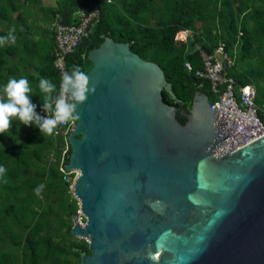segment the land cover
<instances>
[{
  "label": "water",
  "instance_id": "1",
  "mask_svg": "<svg viewBox=\"0 0 264 264\" xmlns=\"http://www.w3.org/2000/svg\"><path fill=\"white\" fill-rule=\"evenodd\" d=\"M89 93L66 169L86 217L81 264H264V135L197 93L182 125L162 68L106 37L88 54Z\"/></svg>",
  "mask_w": 264,
  "mask_h": 264
},
{
  "label": "trees",
  "instance_id": "2",
  "mask_svg": "<svg viewBox=\"0 0 264 264\" xmlns=\"http://www.w3.org/2000/svg\"><path fill=\"white\" fill-rule=\"evenodd\" d=\"M21 0H0V20H7L9 7L16 11L21 6ZM28 1V0H27ZM82 0H57V9L54 10L55 21L69 25L73 13L82 6ZM87 3L95 2L101 5V19L96 25L94 33L81 42L76 52L68 57V69L71 72L74 66H79L86 73L92 67L88 60L89 52L99 47L106 37L112 38L115 42L129 43L133 52L143 59L158 64L165 75L167 82L172 87V93L163 91V100L167 105L176 109L177 120L186 124L190 115L197 93L206 95L210 101L216 97L211 91L209 81L196 76V71L202 68V60L198 52H190L193 43L186 44L176 40V34L185 29L197 30L205 38L196 36V41L202 44L207 52H212L219 42L226 45L227 52L235 59V67L229 71L237 84L241 86L254 84L258 90L257 103L262 105V93L264 90L258 86L254 77L256 71L248 69V75L236 74L235 47L238 45V35L241 34L242 48L240 58L250 59L256 52L254 41L259 37L264 38V6L254 8L252 13L239 24L238 16L248 13L252 0H160L163 8H155L156 0H116L111 1L110 8L104 5V0H85ZM20 2V4H19ZM38 2V0H36ZM30 4V2L28 3ZM43 17H46L47 10L54 8H40ZM148 11H159L163 19L158 23L160 30L148 25ZM30 12L31 9H27ZM14 22V36L19 27L23 28V36L27 38L23 45L6 43L0 45V96H3V86L10 78H27L32 92L30 95L32 103L36 105L39 114L43 109L45 94L38 87L41 78L50 79L56 84L58 93L60 76L54 68L55 39L51 32L54 46L51 52L41 51V61L35 73L27 70L31 67V55L41 47V38L33 37L31 26L23 18L22 13L16 15ZM200 17L205 22H212L211 25L198 26L196 19ZM170 19L168 25H163L165 19ZM248 20L254 21L250 29L247 26ZM35 23V22H34ZM52 28V26H50ZM13 30V29H12ZM10 30H0V37H6ZM51 31V30H50ZM49 31V32H50ZM227 34L224 37V34ZM181 44L183 50H179L174 44ZM8 44V45H7ZM36 50V51H35ZM27 54V56L24 54ZM38 52V51H37ZM20 57L15 64H10L11 59ZM37 57V54L36 56ZM35 63V62H34ZM190 63L192 70L189 71L185 64ZM25 67V68H21ZM259 80V78H257ZM56 93H53L55 95ZM6 98V97H5ZM40 115V114H39ZM63 143L61 137L56 140L50 134H42L35 124L24 125L18 118L12 119L11 128L0 134V167L5 168V173L0 174V213L6 208L5 201L17 199L21 191L30 192L41 186L47 179L57 180L59 185L69 188L63 182L57 162H50V167L42 165L46 157L54 155L58 161L60 147ZM71 147L66 163L69 162ZM33 169V173L32 172ZM50 186H54L51 183ZM14 213L7 214L11 220L17 221L25 215L23 205H16L12 209ZM75 210L72 209L71 214ZM6 215L0 216V224L6 221ZM23 232H18L12 227L0 230V244L7 237L13 245L21 250L22 264H53L54 253H68L81 263L83 253L90 254L89 244L84 239H76L64 250L63 244L55 242L54 239L44 231L47 228V221L37 220L34 216L29 222L21 224ZM2 233L5 236H2ZM70 238H73L69 231ZM0 264H16L12 253L3 252L0 246Z\"/></svg>",
  "mask_w": 264,
  "mask_h": 264
},
{
  "label": "built area",
  "instance_id": "3",
  "mask_svg": "<svg viewBox=\"0 0 264 264\" xmlns=\"http://www.w3.org/2000/svg\"><path fill=\"white\" fill-rule=\"evenodd\" d=\"M110 1V0H109ZM82 6L79 7L72 15V21L69 25H63L54 21L51 32L54 34V68L61 78L63 72H69L68 57L76 52L81 42L88 39L96 28L101 19V5L99 3H87L82 0ZM196 36H204L192 29L181 30L176 34V40L183 41L186 44L193 43L189 49L190 52L200 55L202 68L196 71V76L209 81L211 91L216 97L215 101H210V106H218L217 110L220 115L224 112V117L237 124L235 132L239 134L248 125L255 126L260 124L263 132L258 136L250 138L253 141L264 135V103H257L258 90L254 84L241 86L237 84L234 77L230 76L229 71L235 67V59L226 50V45L219 42L218 46L212 52H207L202 48V44L196 41ZM186 68L191 71L190 63L185 64ZM42 117H47L48 113L40 110ZM51 115V113H49ZM77 120H70L58 124L53 133L50 134L55 140L61 137L63 143L60 147L58 161L51 154V160L57 162L58 169L61 173L63 182L67 183L74 193V184L80 175L78 170H67L65 165L69 156L70 144L68 136L76 128ZM76 198V196H75ZM83 218H86L83 215ZM83 223V222H82Z\"/></svg>",
  "mask_w": 264,
  "mask_h": 264
},
{
  "label": "rangeland",
  "instance_id": "4",
  "mask_svg": "<svg viewBox=\"0 0 264 264\" xmlns=\"http://www.w3.org/2000/svg\"><path fill=\"white\" fill-rule=\"evenodd\" d=\"M113 3L116 2V0H112ZM104 5L108 8H110V5L112 4L109 0H104ZM56 0H40L38 3H31L27 6L26 3H22L21 6H24V10L22 12L23 18L27 21H29L34 26V22H38L37 20L40 19V17L43 15L41 11V7L45 8H54L50 11L47 10V14L45 15L46 18L49 19L47 25H52L55 21V14L54 10L57 9ZM155 8H163V3L160 0H156ZM264 6V0H252L251 1V7L248 10V13L241 14L238 16L239 24H241L250 13H252L254 8H260ZM30 7L32 11V15L29 16V13L26 12V10ZM148 25L160 30V27L158 26V23L161 22V20L164 18L163 15L159 12H152L148 11L146 15ZM47 19V20H48ZM43 22H47L46 19ZM170 22V19L166 18L163 25H168ZM213 22V21H212ZM212 22H205L203 19H200L198 17L196 19V25L198 26H206L211 25ZM254 21L248 20L247 26L252 29L254 26ZM43 26V25H41ZM46 26V25H44ZM48 27L46 26L44 30H48ZM226 33L224 34V37H226ZM238 45L235 47V56H236V74L238 75H248V69L253 68L256 71V74L254 77V81L260 86L261 89L264 90V38H258L254 41V46L256 47V52L250 57V59L243 60L240 58L241 55V48H242V38L241 34L238 35ZM20 39H24L23 37L19 36ZM50 37H47L46 35L41 37V51H47L50 47ZM175 47L179 50H183V46L181 44H174ZM43 59V58H42ZM16 61H13L11 59L10 64H15ZM259 78V80H257ZM262 99L264 101V93H262ZM50 162H54V160H51V156L46 157L45 163L42 165L50 167ZM33 173V169L32 172ZM51 183H54V186H50ZM41 185H43V188L39 195H35L34 191L25 192L21 191L17 197V199H11L6 200L5 205L6 208L4 211L0 213V216L6 215V221H4L2 224H0V230L6 229L7 227H12L13 229L17 230L18 232H23V227L21 226L24 222H29L34 216L37 220H44L47 221V228L44 231V234L52 237L55 242H59L63 244L64 250L69 249V245L72 243V241H75L76 239H84L81 237L73 236V238H70L69 231H71L72 227L74 226V220L73 216L77 215L78 221L82 225H86V218H83V214L81 212V205L80 201L75 198L74 194L72 193V190L70 188H65L62 185H59L57 180L47 179L44 181ZM23 205V208L25 210V215L21 216L17 221H13L10 219L7 214L14 213L12 210L14 206L16 205ZM75 210L73 214L70 215L71 211ZM83 222V223H82ZM2 236L4 237L5 234L2 233ZM6 237V236H5ZM88 243V239H84ZM89 244V243H88ZM1 249L3 252H10L12 253L14 260L16 264H22V255L21 250L12 244L10 239L7 237L4 239V241L0 244ZM53 264H81L76 258H74L72 255L68 253H54V261Z\"/></svg>",
  "mask_w": 264,
  "mask_h": 264
},
{
  "label": "clouds",
  "instance_id": "5",
  "mask_svg": "<svg viewBox=\"0 0 264 264\" xmlns=\"http://www.w3.org/2000/svg\"><path fill=\"white\" fill-rule=\"evenodd\" d=\"M9 41L15 42L14 29L6 37H0V45ZM90 80L88 73L74 66L70 73H62L57 93L56 84L50 79L41 78L38 87L45 94L43 109L48 113L47 117H42L32 103V88L28 79L10 78L3 86V96H0V134L11 128L13 118H18L24 125L35 124L42 134H52L58 124L79 119L78 104H83L88 94L96 90L90 86ZM5 171L4 167H0V174ZM42 188L43 185L35 189L37 195Z\"/></svg>",
  "mask_w": 264,
  "mask_h": 264
},
{
  "label": "crops",
  "instance_id": "6",
  "mask_svg": "<svg viewBox=\"0 0 264 264\" xmlns=\"http://www.w3.org/2000/svg\"><path fill=\"white\" fill-rule=\"evenodd\" d=\"M40 0H38V2H39ZM45 1V0H44ZM48 2L49 1H51V0H47ZM57 1V0H56ZM21 3H26L27 4V6L29 5L28 3L30 2V4L31 3H35L36 2V0H21L20 1ZM20 2H19V4H20ZM37 2V3H38ZM28 9H30V7H28ZM23 11H25L24 10V6H20L19 7V10H15V9H13L12 7H9V17L7 18V20H0V30H2V31H8V30H12V29H14V27H15V25H14V20H15V18H17L16 17V15L20 12V13H22ZM45 19H46V21L47 22H43V20L45 21ZM48 18H46V17H43V16H41L40 17V19L39 20H37L38 22H35L34 23V26H31V31H32V36L33 37H36V38H38V37H42V36H44V35H46L47 37H50V47H49V49L47 50V52H51L52 51V48H53V46H54V41H53V38H52V35H51V27H50V25H47L48 24V21H49V19L47 20ZM29 22V21H28ZM31 24V23H30ZM41 25H43V26H41ZM44 25H46L48 28V30H44L45 29V27L46 26H44ZM52 26V25H51ZM23 27V26H22ZM22 27H19V31H16L17 33H16V35H15V42L14 43H16V44H18V45H23V43H24V41L27 39V38H25L24 36H23V34H22V32H23V28ZM51 30V31H50ZM50 31V32H49ZM19 36L20 37H23L24 39H20V41H19ZM8 44L9 43H11L12 44V42L11 41H9V42H7ZM6 44V43H5ZM7 44V45H8ZM38 52H37V51ZM36 52L33 54V55H31V63L33 62V64L31 65V67L28 69L27 68V70H30L31 72H33V73H35V71H36V68H37V66H39V62L41 61V59H42V57H41V50H40V48H36ZM24 54L27 56V54L24 52ZM36 54H37V57H35L36 56ZM18 59H20V57L18 56V57H16L15 59H13V61H17ZM35 62V63H34ZM21 68H25V67H21Z\"/></svg>",
  "mask_w": 264,
  "mask_h": 264
},
{
  "label": "bare ground",
  "instance_id": "7",
  "mask_svg": "<svg viewBox=\"0 0 264 264\" xmlns=\"http://www.w3.org/2000/svg\"><path fill=\"white\" fill-rule=\"evenodd\" d=\"M76 196V195H75ZM77 198V197H76ZM82 225V224H81ZM82 226H84V225H82Z\"/></svg>",
  "mask_w": 264,
  "mask_h": 264
}]
</instances>
